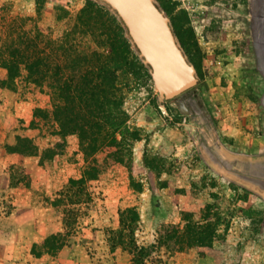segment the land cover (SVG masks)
Returning <instances> with one entry per match:
<instances>
[{"label":"rangeland","instance_id":"obj_1","mask_svg":"<svg viewBox=\"0 0 264 264\" xmlns=\"http://www.w3.org/2000/svg\"><path fill=\"white\" fill-rule=\"evenodd\" d=\"M156 1L199 81L167 99L142 57V69L120 72L136 134L124 161L115 146L87 154L77 133L61 134L51 95L24 76L0 86V264H134L111 241L121 211L138 209L136 237L149 245L162 224L198 219L207 206L222 232L214 253L163 248L160 264H264V0ZM89 2L141 56L101 0H0V47L15 31L64 38ZM83 35L87 67L102 50L92 38L105 35ZM55 233L66 243L35 253Z\"/></svg>","mask_w":264,"mask_h":264},{"label":"trees","instance_id":"obj_2","mask_svg":"<svg viewBox=\"0 0 264 264\" xmlns=\"http://www.w3.org/2000/svg\"><path fill=\"white\" fill-rule=\"evenodd\" d=\"M76 26L60 40L46 39L41 32L34 34L33 31L28 36L9 32L0 47V86L15 89L24 76L25 81L51 95L52 114L61 134L77 133L80 146L87 154L105 145L115 146L111 154L124 161L136 134L127 125L120 72H133L132 66L142 69L145 64L132 49L123 27L104 7L89 2L81 9ZM85 29L91 35L98 30L105 35L92 38L102 50L91 51L87 67ZM123 129L126 131L119 140L118 133ZM91 169L94 170L86 172L88 178L95 177L97 168ZM120 214L123 228L113 231L111 241L113 246L120 244L128 249L134 264H160L163 248L172 254L191 247H197L202 255L214 253V243L222 235L220 220H215L216 215L207 206L198 219L185 214L184 223L162 224L156 240L141 245L136 237L138 209L128 207ZM65 243L62 234H51L43 241L41 251L35 250V253L54 250Z\"/></svg>","mask_w":264,"mask_h":264},{"label":"water","instance_id":"obj_3","mask_svg":"<svg viewBox=\"0 0 264 264\" xmlns=\"http://www.w3.org/2000/svg\"><path fill=\"white\" fill-rule=\"evenodd\" d=\"M101 1L109 4L124 23L165 98H174L198 83L194 66L179 45L169 17L156 0Z\"/></svg>","mask_w":264,"mask_h":264}]
</instances>
